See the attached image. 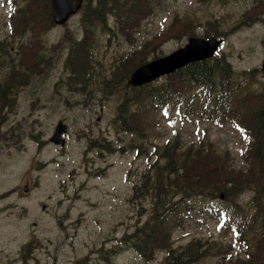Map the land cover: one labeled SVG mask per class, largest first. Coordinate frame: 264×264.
Returning <instances> with one entry per match:
<instances>
[{
  "label": "rangeland",
  "instance_id": "obj_1",
  "mask_svg": "<svg viewBox=\"0 0 264 264\" xmlns=\"http://www.w3.org/2000/svg\"><path fill=\"white\" fill-rule=\"evenodd\" d=\"M31 1L15 0L13 5L0 0V83L19 68L20 59L34 62L35 54L28 56L25 49L38 38L42 57L41 66L19 84L14 81L17 85L12 90L4 84L0 88V103L7 100L0 118V264H24L21 254L27 256L28 264H106L101 253L117 250L116 241L125 232L151 217V196L136 201L128 179L136 181L155 162L151 152L175 133L185 145L200 137L212 141L219 150L230 152L235 166L247 163L243 155L249 143L241 129L243 99L264 92L260 71L264 6L252 7L258 0H129L130 5L139 1L144 9L132 19L126 12L125 23L120 12L108 14L104 26L84 25L81 9L65 25H51L37 36L28 24L17 28L15 23L19 12H28ZM124 7L127 10L129 4ZM249 8L246 16H253L242 24ZM257 10L261 12L255 14ZM36 17L38 22L44 20ZM213 26L223 33L220 54L229 61V82L238 89L229 110L209 118L200 113L185 115L179 108L147 107L146 137L124 132L118 120L120 104L125 101L124 110H136L149 99V89L163 95L171 85L163 77L153 82L155 87H127L122 76L126 60L152 45H158L157 56L167 54L185 43L188 35L181 36L187 30L203 37ZM85 27L93 34L88 48L94 68L87 81L79 84L70 77L74 70L66 59ZM168 31L180 36L158 44ZM20 69L26 71L25 66ZM59 120L67 124L63 148L48 141ZM131 120L135 123L136 117ZM138 148L142 153L137 154ZM27 184L28 195H24L22 187ZM261 190L260 201L254 199L252 185L242 188L232 201L188 200V207L169 218V244L178 261L185 245L197 239L206 252L193 264L250 260L264 238L256 234L264 218V180ZM225 208L244 222L239 238L228 219L220 223ZM16 246L28 250L10 253ZM167 252L159 249L152 258L149 252L141 257L129 247L112 255L115 264H167Z\"/></svg>",
  "mask_w": 264,
  "mask_h": 264
},
{
  "label": "trees",
  "instance_id": "obj_2",
  "mask_svg": "<svg viewBox=\"0 0 264 264\" xmlns=\"http://www.w3.org/2000/svg\"><path fill=\"white\" fill-rule=\"evenodd\" d=\"M33 9L29 13L20 14V17H29L35 19L36 16L46 17L48 15L49 0H33ZM110 0L99 3L87 12L89 17H101L108 7ZM39 4V6L37 5ZM81 52L70 51L74 73L79 80H84L90 72L91 58L87 45L78 44ZM214 59L213 66L206 65L205 62H197L186 68V75L191 82L206 83L208 94L217 95L220 98L225 97V92L216 91L213 88L221 90L217 84H214L215 77L224 81V76L228 72V64ZM202 80V82H200ZM221 85L222 87L225 86ZM226 89V88H225ZM125 104L123 101L122 105ZM258 109L252 113V121L258 124L255 135L257 141L250 152H247L248 168L246 170L237 169L232 166L226 157L221 156L210 143L200 142L198 145H191L184 148L177 140L171 142L162 149L158 150V160L150 164L145 170L142 178L141 190L149 191L150 187H155L157 193L153 196L155 201V210L158 214L156 224L152 225L149 221L143 226L136 228L131 238L136 240L134 248L145 254L148 248L158 244L167 245L169 241L168 218L179 207V201L190 197L202 195L208 199L223 194L225 201H232L238 197L242 188L252 185L255 188V194L261 200V187L264 180V106L258 104ZM122 111V110H120ZM128 109L124 110L122 117L127 118L126 123L120 118V125L126 126L129 132L137 134L138 130L133 126L131 116L127 115ZM136 126V123H135ZM152 172V177H151ZM257 175L254 179L251 175ZM154 181V182H153ZM177 199L175 200V198ZM236 205L232 206L234 209ZM260 212V210H259ZM256 215H259L257 212ZM261 237H264V227H261ZM260 253H257L246 264H257L262 258L264 238ZM151 244V245H150ZM194 249V247L192 248ZM190 249L185 247L184 254L186 261L190 259ZM193 255V254H191Z\"/></svg>",
  "mask_w": 264,
  "mask_h": 264
},
{
  "label": "water",
  "instance_id": "obj_3",
  "mask_svg": "<svg viewBox=\"0 0 264 264\" xmlns=\"http://www.w3.org/2000/svg\"><path fill=\"white\" fill-rule=\"evenodd\" d=\"M82 0H51V12L53 20L57 24H62L67 17L74 13L80 6ZM219 42H209L203 39H190V42L172 55L142 65L135 70L129 83L140 85L163 73L171 72L176 67L192 60L206 59L214 54ZM264 69V62H263ZM65 130L64 126L59 123L53 136L50 138L54 143L63 144L61 133ZM261 264H264V260Z\"/></svg>",
  "mask_w": 264,
  "mask_h": 264
}]
</instances>
